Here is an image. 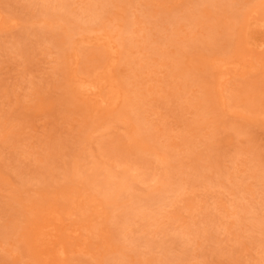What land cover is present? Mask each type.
<instances>
[{"label":"rangeland","instance_id":"1","mask_svg":"<svg viewBox=\"0 0 264 264\" xmlns=\"http://www.w3.org/2000/svg\"><path fill=\"white\" fill-rule=\"evenodd\" d=\"M261 1L234 25L196 0H0V264H264V49L246 43ZM99 19L114 54L90 39ZM217 33L231 47L204 49ZM99 73L112 108L73 85ZM78 171L98 213L58 210L55 258L39 223Z\"/></svg>","mask_w":264,"mask_h":264},{"label":"bare ground","instance_id":"2","mask_svg":"<svg viewBox=\"0 0 264 264\" xmlns=\"http://www.w3.org/2000/svg\"><path fill=\"white\" fill-rule=\"evenodd\" d=\"M54 4V7H57L58 5L64 6L63 4L66 3L67 0H51ZM196 2L200 5H204V6H210L213 4H222L224 7V14L229 16L232 20H234L235 24H239L242 22L241 19V10H245L246 8L250 7V5L253 3L252 0H245L242 2L238 3V11L235 10V6H233L232 3H226L225 4L222 2V0H196ZM264 5V0L261 1L260 3L258 2V4H256L255 8L256 9H251L250 11H252L253 13L249 12L246 18V25L247 26H251L253 28V30L255 29L258 33H261V35H259L258 33L256 35H252L249 36V34H247L246 38L251 39V40H247L246 43L252 45L254 48L256 49H264V11H262L261 13L258 12V10H261ZM113 7H116L115 5L112 4ZM48 11V10H47ZM47 14H49V16H53L56 15L57 13L54 12L53 10H49L47 12ZM64 16V15H62ZM185 18H188L189 20H191L192 22H195L198 18L197 14H192V15H187L185 16ZM65 19V18H63ZM68 19V18H67ZM65 19V20H67ZM113 20V18H111ZM69 21V20H67ZM73 24H76V22H72L69 21ZM98 25V29H100L99 31H103L102 29L106 28V24H104L102 19H99V21L97 22ZM76 27H75V31H76ZM83 31L88 30L87 27H81L79 28ZM106 30V29H105ZM106 32H101L98 33L96 36H94L93 38H90L91 41H98L99 43H101V45H104L106 48V51H108L109 53L114 54L115 49H113V45L111 43V35H109L108 33L111 32V30H106ZM171 41V39H170ZM203 43V47L206 50H209L208 47L212 46V45H216L218 43H221V45L225 48L228 49L231 47L232 43L230 42V40L223 38V35L221 33H217V34H211V35H207V37H205L202 40ZM72 44V43H71ZM74 48V47H73ZM75 49V48H74ZM108 72H110V68L107 70ZM177 71L179 74H184L187 75V73L184 72V68L181 64H179L177 66ZM222 77V75L220 76ZM73 80V85L82 93H84L85 95H88L89 100H92L96 105L104 107L105 106H110L111 108L113 107V105L116 103V101L119 98V94H120V90L119 88H115L114 87V83L113 80H109L105 77V75L103 73H99V74H94L90 79L87 78H82L79 75L75 74L72 78ZM222 80H220L219 82H221ZM193 83H195L196 81L193 79L192 80ZM192 83V84H193ZM188 85V84H187ZM201 86V84H199ZM220 85V83H219ZM105 86H108V91L105 93H102V90H104V88H107ZM203 87V86H201ZM219 90L221 91V89L219 88ZM210 93L209 90H204L203 91V99L210 103L208 100V97H205L206 95H208ZM175 95V94H173ZM178 94L176 93V96ZM223 99V95L221 96V100ZM223 102V100H222ZM222 102H220L222 104ZM126 105L129 107V111L131 109H135L136 107H132L135 105L134 101L133 102H127L125 104V106H123L122 110H125ZM210 107L212 106V103L209 104ZM127 108L124 111L127 112ZM140 116H138V121H140L139 123L143 122V119L140 118ZM120 157V156H118ZM72 176L73 178L71 179V190L69 189L66 190L67 192L65 193L66 195H69V197H65L64 196V201L61 203H53V204H49L46 208H45V214L47 216V218L42 222L39 223V229H38V233L37 236H40V240L41 243L46 247V251L49 253L50 256H53L55 258H58V256H61L62 253H64V247L65 244L64 242H62L63 239H61L59 237V231H58V225L62 224V218L60 216V212H58L59 209H72V208H76L79 204L82 207L84 204L85 211L82 213L83 217L82 219H90V218H95L93 217L94 214L97 212L96 209H94V207L96 208V204H99L100 199L97 198L98 195L93 193V194H89L87 195L85 193V187H87V185L82 186L81 185V180L78 179L81 176L80 171L78 172H72ZM78 178L76 179L75 177ZM83 184V183H82ZM67 185V184H66ZM65 184H62L59 188L65 187ZM114 185V189L116 190V192H119L122 189V185H125L122 182H116L113 184ZM110 187H105L103 193L105 194L106 197L111 195L110 192ZM178 191V192H177ZM176 192L177 194L180 192V187L176 188ZM98 213V212H97ZM101 213V212H100ZM67 215H72V213H69ZM43 229L45 230L47 236H49L48 239H46L44 237L45 232H43ZM67 232L66 234H70L72 231H75V228L69 229L66 228ZM43 232L41 235L40 233ZM39 236L37 237L39 239Z\"/></svg>","mask_w":264,"mask_h":264}]
</instances>
